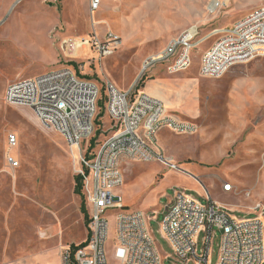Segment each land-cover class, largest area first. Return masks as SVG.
I'll use <instances>...</instances> for the list:
<instances>
[{"label": "rangeland", "instance_id": "374dc122", "mask_svg": "<svg viewBox=\"0 0 264 264\" xmlns=\"http://www.w3.org/2000/svg\"><path fill=\"white\" fill-rule=\"evenodd\" d=\"M261 7L264 0H102L101 10L92 15L89 0H0V264H63L62 249L88 238L89 208L83 190L76 192V164L64 137L37 123L30 109L5 102L7 89L20 78H37L62 66L83 68L81 76L100 84L93 148L111 135L107 82L123 92L136 85L154 98L162 93L176 104L169 107L157 98L168 113L197 125L195 134L163 130L156 136L179 171L159 162L132 161L122 167L124 185L117 194L127 212L145 213L163 264H181L161 233L166 207L177 193L186 192L202 205L210 196L237 219L258 216L253 209L264 205V93L257 99L251 95L254 85L242 89L229 72L220 79L202 77L200 66L223 39L216 31L232 28ZM194 27L200 45L190 54L188 71L172 75L174 59L143 71L147 60ZM109 34L122 41L111 57L100 61L89 48L64 59L65 40L97 37L104 43ZM251 63L263 65L257 71L263 77L264 57ZM251 63L233 68L236 76L246 79ZM11 135L18 137L15 149ZM75 154L79 158L78 150ZM224 184L233 192L225 193ZM108 220V263L121 264L115 259L116 220ZM221 241L215 229L211 264L218 262ZM204 245L201 233L199 255Z\"/></svg>", "mask_w": 264, "mask_h": 264}, {"label": "built area", "instance_id": "2783aa9c", "mask_svg": "<svg viewBox=\"0 0 264 264\" xmlns=\"http://www.w3.org/2000/svg\"><path fill=\"white\" fill-rule=\"evenodd\" d=\"M89 6L93 15L101 10L102 0H89ZM216 32L223 39L203 56L202 77L220 79L231 69L264 57V7L252 11L232 28ZM197 37L196 27L186 31L172 40L164 52L147 60L143 71L171 59H174L169 63L172 75L188 71L190 54L200 45L195 42ZM121 45L119 37L109 34L104 43L97 37L65 40L62 51L64 59L69 60L77 58L81 50L92 48L102 61L114 55ZM82 71L83 68L78 72L62 66L37 78H20L9 86L5 95L8 106L30 109L42 127L64 137L72 152L76 173L82 177L90 218L88 238L77 246L64 247L62 262L109 264L108 218L114 217L116 260L121 264H163L145 213L127 212L123 198L117 194L124 185L122 167L132 161L159 162L179 171L158 147L156 136L163 130L195 134L198 127L168 113L162 101L141 93L136 85L123 92L107 82L105 110L111 135L92 148L102 92L100 84L81 76ZM9 144L12 149L17 148V135L9 137ZM75 150L79 151V158ZM233 189L230 184L223 186L225 193H232ZM166 209L161 233L174 250L176 262L211 264V247L218 229L222 241L217 264H264V205L257 204L253 209L260 212L258 216L242 220L213 202L210 196L208 205H202L186 192H180ZM201 233H205V245L199 255Z\"/></svg>", "mask_w": 264, "mask_h": 264}, {"label": "crops", "instance_id": "0c3cea01", "mask_svg": "<svg viewBox=\"0 0 264 264\" xmlns=\"http://www.w3.org/2000/svg\"><path fill=\"white\" fill-rule=\"evenodd\" d=\"M67 40H69V39H67ZM246 68H247L246 70H248L247 71L248 77L246 79L241 78L240 76H236V72H235L236 70L235 69H232L231 71H229V73L232 74V75H230V77L233 79H236L235 85L241 86L242 89H245V88L248 89L250 85H254L255 90H252L253 94H251V95H254L256 98L257 97L260 98V95H262L264 93V76L261 77L262 74H257V71L262 70L263 65H261L259 63H251L249 66H246ZM156 97L159 98L160 100H162L164 103H168L169 107H175L176 106V104H174L172 101L165 98L162 93H159V95H156ZM180 106H181V103L178 105V108H180ZM35 120H36V118H35ZM36 122H37V120H36Z\"/></svg>", "mask_w": 264, "mask_h": 264}, {"label": "trees", "instance_id": "16d2710c", "mask_svg": "<svg viewBox=\"0 0 264 264\" xmlns=\"http://www.w3.org/2000/svg\"><path fill=\"white\" fill-rule=\"evenodd\" d=\"M94 144V143H93ZM92 148H93V145H92ZM82 177L80 176H77L76 177V192L79 194V195H82ZM84 215H85V220H86V223H87V219H88V215L86 213V210H85V207H84ZM74 247V246H72Z\"/></svg>", "mask_w": 264, "mask_h": 264}, {"label": "bare ground", "instance_id": "6f19581e", "mask_svg": "<svg viewBox=\"0 0 264 264\" xmlns=\"http://www.w3.org/2000/svg\"><path fill=\"white\" fill-rule=\"evenodd\" d=\"M219 6H220V4H217V5H216L215 11L217 10V8H218Z\"/></svg>", "mask_w": 264, "mask_h": 264}]
</instances>
